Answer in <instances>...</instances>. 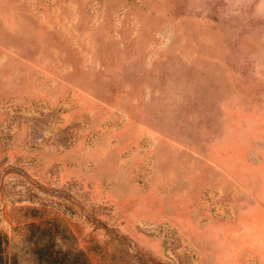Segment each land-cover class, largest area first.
I'll use <instances>...</instances> for the list:
<instances>
[{
	"label": "rangeland",
	"instance_id": "374dc122",
	"mask_svg": "<svg viewBox=\"0 0 264 264\" xmlns=\"http://www.w3.org/2000/svg\"><path fill=\"white\" fill-rule=\"evenodd\" d=\"M88 264H264L261 0H0V233Z\"/></svg>",
	"mask_w": 264,
	"mask_h": 264
},
{
	"label": "trees",
	"instance_id": "16d2710c",
	"mask_svg": "<svg viewBox=\"0 0 264 264\" xmlns=\"http://www.w3.org/2000/svg\"><path fill=\"white\" fill-rule=\"evenodd\" d=\"M0 233V264H88L83 254L44 230L29 229L19 251L11 249Z\"/></svg>",
	"mask_w": 264,
	"mask_h": 264
},
{
	"label": "clouds",
	"instance_id": "9594fccd",
	"mask_svg": "<svg viewBox=\"0 0 264 264\" xmlns=\"http://www.w3.org/2000/svg\"><path fill=\"white\" fill-rule=\"evenodd\" d=\"M261 3L264 4V0H261Z\"/></svg>",
	"mask_w": 264,
	"mask_h": 264
}]
</instances>
